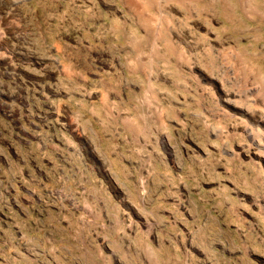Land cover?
<instances>
[{
    "label": "rangeland",
    "instance_id": "374dc122",
    "mask_svg": "<svg viewBox=\"0 0 264 264\" xmlns=\"http://www.w3.org/2000/svg\"><path fill=\"white\" fill-rule=\"evenodd\" d=\"M0 264H264V0H0Z\"/></svg>",
    "mask_w": 264,
    "mask_h": 264
},
{
    "label": "bare ground",
    "instance_id": "6f19581e",
    "mask_svg": "<svg viewBox=\"0 0 264 264\" xmlns=\"http://www.w3.org/2000/svg\"><path fill=\"white\" fill-rule=\"evenodd\" d=\"M124 1V0H123ZM130 1V0H129ZM153 1V0H152ZM183 1V0H182ZM132 2V1H131ZM124 3V2H123ZM130 3V2H129ZM125 4H128V0H125ZM131 4V3H130ZM144 14V13H143ZM146 16V15H145ZM153 19L151 20L150 18H143L142 23H144L146 26H152L154 23L152 22Z\"/></svg>",
    "mask_w": 264,
    "mask_h": 264
}]
</instances>
